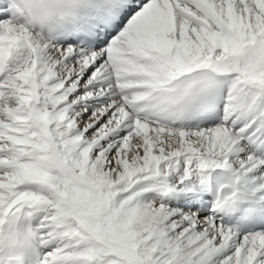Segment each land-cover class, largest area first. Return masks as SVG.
I'll list each match as a JSON object with an SVG mask.
<instances>
[{
  "label": "snow or ice",
  "instance_id": "obj_1",
  "mask_svg": "<svg viewBox=\"0 0 264 264\" xmlns=\"http://www.w3.org/2000/svg\"><path fill=\"white\" fill-rule=\"evenodd\" d=\"M0 264H264V0H0Z\"/></svg>",
  "mask_w": 264,
  "mask_h": 264
}]
</instances>
